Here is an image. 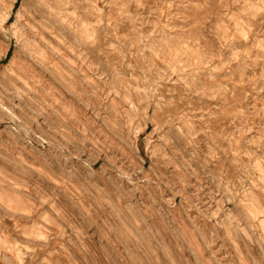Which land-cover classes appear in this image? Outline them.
I'll use <instances>...</instances> for the list:
<instances>
[{
  "label": "rangeland",
  "instance_id": "obj_1",
  "mask_svg": "<svg viewBox=\"0 0 264 264\" xmlns=\"http://www.w3.org/2000/svg\"><path fill=\"white\" fill-rule=\"evenodd\" d=\"M19 1L0 264H264V0Z\"/></svg>",
  "mask_w": 264,
  "mask_h": 264
},
{
  "label": "bare ground",
  "instance_id": "obj_2",
  "mask_svg": "<svg viewBox=\"0 0 264 264\" xmlns=\"http://www.w3.org/2000/svg\"><path fill=\"white\" fill-rule=\"evenodd\" d=\"M15 1L16 0H14V2ZM31 1L32 0H20L19 1V7H18L17 11L20 12L23 10L24 12H26L28 14V18H27L28 25L33 27L34 29H36L47 40H51L50 37L52 35V31H50V28L55 29L56 27L60 26V23L62 21V20L60 21L58 18H54L55 14L57 15V13H55L56 11H54V9L56 8L55 5L52 7L53 8L52 11H50L49 9L44 8L41 3L37 2V5L35 6V8L31 9V8H28ZM14 2H13V5H14ZM43 2H45V1H43ZM59 12H61V11H59ZM61 26H63V25H61Z\"/></svg>",
  "mask_w": 264,
  "mask_h": 264
}]
</instances>
